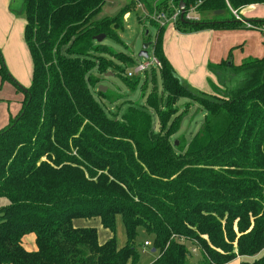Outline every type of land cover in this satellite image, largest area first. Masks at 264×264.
Instances as JSON below:
<instances>
[{
  "label": "trees",
  "instance_id": "trees-1",
  "mask_svg": "<svg viewBox=\"0 0 264 264\" xmlns=\"http://www.w3.org/2000/svg\"><path fill=\"white\" fill-rule=\"evenodd\" d=\"M139 1L150 14L180 2ZM183 1L203 15L199 24L179 20L183 31L245 28L234 17L205 16L264 3ZM104 3L21 0L11 8L25 17L32 80L21 88L20 112L0 129V197L9 199L0 208V264H136L141 229L153 235L149 264H264V54L209 65L218 81L208 93L176 73L164 52L166 27L158 26L153 54L161 67L150 68L160 70L162 96L154 86L145 104L125 99L110 108L100 76L120 67L94 36L114 37L130 6L101 17ZM0 76H8L4 66ZM180 98L206 113L186 148L173 138L184 115ZM117 215L126 228L122 247Z\"/></svg>",
  "mask_w": 264,
  "mask_h": 264
},
{
  "label": "rangeland",
  "instance_id": "rangeland-1",
  "mask_svg": "<svg viewBox=\"0 0 264 264\" xmlns=\"http://www.w3.org/2000/svg\"><path fill=\"white\" fill-rule=\"evenodd\" d=\"M10 4L11 0H0V66H4L8 74L5 79H2L0 76L1 128L10 122L11 117H16L20 112V101L24 94L21 88H28L32 80V59L24 41L25 17L23 13L12 11L10 9ZM119 6L121 7L111 13L113 9ZM123 6H130V11L124 15L121 27L116 29V35L114 37H105L102 41L107 45L110 52L105 53V55L112 58L120 67L119 69L111 68L100 76V85H104L107 88V90L103 92L107 94L108 99L106 103L110 108L115 107L118 102L125 99H130L138 105H143L145 104L147 94L151 92L154 86H156L160 96H162L163 93L162 79L158 68L155 67L154 74L150 68L151 66L148 68L147 72H135L136 67L140 63H145L147 61V59L138 56L147 39H150L147 41L151 42L147 49L150 61H152L154 55L153 43L156 40L159 27L157 24L151 22L150 11L144 9L143 4L139 0H105L100 16H113L120 12ZM225 16L230 17V12H227ZM201 17H203V15H201ZM173 29L171 25L165 28L164 46H170V50L176 53L178 37H180V35H176ZM259 36L264 37L261 33ZM247 49V46H245L243 51L241 47L235 49L234 54L230 56L232 63L237 65L239 61V57L237 58V56H239L240 53L244 54ZM122 53L132 57L133 62H123L119 60L117 55ZM230 58L227 62L230 61ZM123 60L125 61L126 59ZM193 67L195 71H197L196 73L200 74L198 71L200 68L198 67V63H194ZM208 77L211 82L217 83L218 79L216 81L215 78L213 79L212 75ZM134 80H137L135 85ZM195 88L204 90L198 87ZM208 92L211 93L212 90ZM176 106L177 112H183L184 115L182 124L173 138L174 142L178 141V148H186L203 124L206 113L197 102L188 98H180ZM8 203V198L0 197V208L6 206ZM99 235L102 240H106L110 236V231L100 226ZM115 237L118 247H122L126 244V228L121 215H117L116 217ZM146 240H148L151 245L145 246L144 242ZM152 241V234L146 233L143 229L139 231L136 245L140 259L136 264H149L156 258V253L151 251ZM196 252L197 251H195V253ZM237 263L238 261L236 260L228 264Z\"/></svg>",
  "mask_w": 264,
  "mask_h": 264
},
{
  "label": "crops",
  "instance_id": "crops-1",
  "mask_svg": "<svg viewBox=\"0 0 264 264\" xmlns=\"http://www.w3.org/2000/svg\"><path fill=\"white\" fill-rule=\"evenodd\" d=\"M226 13L223 12L218 15L213 13L205 17L210 20L217 18L219 21L230 20L234 17L232 13H230V17L225 16ZM239 13L245 20L249 21L264 19V3L245 6L239 10ZM169 25L173 26L176 35H180L178 37V47L176 48L178 54L170 50L171 47L168 45L167 47L164 46V52L174 66L176 73L192 87L204 89L201 91L208 92L212 90L209 84V75H212L213 79L215 78L217 81V77L210 70L209 65L228 60L234 54L235 49L241 47L243 51L245 46L248 48L244 54L240 53L237 56V58L239 57L237 65L241 64L242 59L249 55L261 57L264 54V37H260V32L254 29L242 27L236 29L204 28L196 31H183L177 28L176 25ZM194 63H198L200 74L196 73L197 71L193 67ZM25 244L30 250L35 248L33 235L25 237ZM236 260L239 264V258L233 261Z\"/></svg>",
  "mask_w": 264,
  "mask_h": 264
},
{
  "label": "built area",
  "instance_id": "built-area-1",
  "mask_svg": "<svg viewBox=\"0 0 264 264\" xmlns=\"http://www.w3.org/2000/svg\"><path fill=\"white\" fill-rule=\"evenodd\" d=\"M170 5H171L170 11L159 10V11H155L153 14H150L151 20L155 21L159 27H165L169 24L176 25L178 21L180 20L181 9L179 5H176L172 2ZM229 9H230V12L233 14L234 18L239 20L246 28L254 29L264 35V24H257L255 22L245 20L239 14L238 10L233 9L230 6H229ZM184 19L190 23L199 22L201 20V15L197 13L196 6L190 7L189 9L186 8ZM153 65H156L157 67H161V63L154 55H153L152 61H150L148 58L145 63H140L136 67L135 72L145 71L150 66H153ZM144 245L149 246L151 245V243L148 240H146Z\"/></svg>",
  "mask_w": 264,
  "mask_h": 264
},
{
  "label": "water",
  "instance_id": "water-1",
  "mask_svg": "<svg viewBox=\"0 0 264 264\" xmlns=\"http://www.w3.org/2000/svg\"><path fill=\"white\" fill-rule=\"evenodd\" d=\"M21 5V0H12L11 1V4H10V8H17V7H19ZM121 6H119V7H116L115 9H113L112 11H111V13H113L114 11H116L117 10V8H120ZM179 7H180V9H181V17H180V21L181 22H183V23H189V22H187L185 19H184V14H185V11H186V5H185V2L183 1V0H180V2H179ZM224 12V10H216V11H214V14H221V13H223ZM239 21V20H238ZM218 22H221V21H218ZM192 24H199V22H196V23H192ZM106 37V34H104V33H101V34H99V35H96V36H94V40H96L97 42H102L103 41V39ZM151 44V42L150 41H147L146 40V42L143 44V47H142V49H141V51L139 52V54H138V56L139 57H143V58H145V59H148L149 58V53H148V47H149V45ZM227 64L228 65H232V61H231V58H230V61L229 62H227ZM99 90L100 91H106L107 90V88L104 86V85H99ZM177 142L178 141H175V144L177 145ZM152 252H156V249L155 248H152V250H151Z\"/></svg>",
  "mask_w": 264,
  "mask_h": 264
}]
</instances>
